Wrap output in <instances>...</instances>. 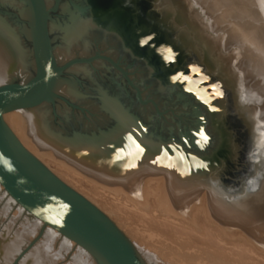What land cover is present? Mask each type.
Returning <instances> with one entry per match:
<instances>
[{"label": "bare ground", "instance_id": "1", "mask_svg": "<svg viewBox=\"0 0 264 264\" xmlns=\"http://www.w3.org/2000/svg\"><path fill=\"white\" fill-rule=\"evenodd\" d=\"M43 1L55 72L53 53L63 50L52 48L51 35H61L69 48L94 29V23L84 0ZM184 1L188 21L193 19L195 23L192 27L197 33L198 46L207 50L216 68L225 67L235 90L236 105L246 115L241 122L251 140V153L247 154L250 163L264 167V0ZM191 3L200 10V19L195 16L197 10L192 12ZM7 5L15 9L19 25L13 27L12 19L0 14V86L26 69H34V21L28 1L0 0V6ZM54 11L56 17L52 15ZM60 17L66 18L65 24H59ZM208 29L215 31L214 34ZM187 33L189 37L194 35L191 31ZM153 65L165 72L160 59ZM56 73L50 80L46 101L53 99ZM75 90V86L63 87L67 94H74ZM99 104L112 126L96 138L60 140L43 125L37 110L20 109L2 117L7 141L37 179L98 221L140 264H264V191L247 201L234 203L231 198L238 194L246 174L239 183L227 181L224 160L211 171L207 169L208 174L201 173L189 161L184 162L173 143L146 139L139 123L116 101L101 94ZM17 139L41 162L54 163L70 176L89 184L92 194L103 196L106 199L103 202L92 203L97 208L101 204L108 215L122 222V232L130 237L132 245L98 209L42 169L20 148ZM233 141L235 148L231 156L236 158L240 149L238 139L233 137ZM250 163L243 166L245 173ZM214 179L221 181V189L213 187ZM9 200L15 203L10 196ZM45 229L40 250L48 255L60 234L50 227ZM30 231L33 233L34 229ZM61 237L59 251L74 245L75 264H94L88 253ZM36 252L28 255V264L45 263ZM48 257L51 261V256Z\"/></svg>", "mask_w": 264, "mask_h": 264}, {"label": "rangeland", "instance_id": "2", "mask_svg": "<svg viewBox=\"0 0 264 264\" xmlns=\"http://www.w3.org/2000/svg\"><path fill=\"white\" fill-rule=\"evenodd\" d=\"M95 4V0H84L94 29L71 47L66 48L61 35H51L54 39L52 48L63 50L61 53H53L58 79L53 89V99L25 111L37 110L43 125L60 140L96 138L112 126V122L100 108L99 99L103 94L116 101L122 110L139 123L146 139L173 143L184 162L189 161L200 172L202 170L201 173L208 174L207 169L211 171L220 160L227 157L223 151L224 134L208 105L196 93L197 89L191 82L183 79L176 81L170 74L154 66L153 54L149 58V51L142 50L144 43L133 38L129 30H124L110 11L102 10ZM0 14L12 19L10 24L18 27L19 20L11 6H0ZM52 15L56 17L57 13L54 11ZM57 21L62 25L67 20L60 17ZM33 72L32 68L26 69L11 77L0 89L25 84L33 76ZM64 86H75V93H65ZM10 131L13 132L12 129ZM201 131L208 137L207 141L200 136ZM16 141L42 169L98 209L120 231L127 243L132 245L130 237L122 232V222L112 214L108 215L107 209L101 204L103 210L93 204L96 200L103 202V196L92 194L89 184L70 176L54 163L41 162L19 139ZM235 162L236 158L232 157V162L229 163L231 170L225 162L222 164L224 172L227 171L225 179L232 184L240 182L234 175L242 170L236 165L233 168ZM36 225L35 218L12 203L8 194L0 187V247L3 246L0 249V264H28V255L34 250L37 251L38 258L45 260L43 264H75L77 248L72 245L59 251L63 242L61 235L55 239L48 255L42 252L40 245L44 241L46 229L44 225L35 227ZM32 228L33 233L30 231ZM48 256H51V261Z\"/></svg>", "mask_w": 264, "mask_h": 264}, {"label": "water", "instance_id": "3", "mask_svg": "<svg viewBox=\"0 0 264 264\" xmlns=\"http://www.w3.org/2000/svg\"><path fill=\"white\" fill-rule=\"evenodd\" d=\"M27 1L34 21V72L25 84L0 89V186L26 213L72 241L98 264H140L98 221L37 179L21 163L7 141L2 123L3 115L43 104L47 98L50 80L55 75L52 70L44 1ZM95 1L102 10L110 11L123 29L129 30L133 38L144 43L142 50L153 54L154 63L160 59L165 72L173 78L177 77L176 81L183 79L196 87V93L208 105L224 134L223 151L227 156L224 162L228 169L235 148L232 147L233 137L234 140L238 139L240 151L237 155L235 152L237 161L233 168L235 165L242 168L236 174L240 181L246 174L243 166L251 162L247 155L251 153V140L241 122L246 115L236 105L235 90L225 67L218 65L216 68L205 52L207 50L204 51L198 46L197 33L192 27L195 23L193 19L188 21L185 1ZM191 10H197L195 16L201 18L200 10L193 3ZM208 30L212 35L215 32ZM190 31L194 34L193 37H189L187 32Z\"/></svg>", "mask_w": 264, "mask_h": 264}, {"label": "clouds", "instance_id": "4", "mask_svg": "<svg viewBox=\"0 0 264 264\" xmlns=\"http://www.w3.org/2000/svg\"><path fill=\"white\" fill-rule=\"evenodd\" d=\"M211 183L214 188L221 189L219 179H214ZM261 191H264V167L252 166L250 163L238 194L231 199L234 203H240L247 201Z\"/></svg>", "mask_w": 264, "mask_h": 264}, {"label": "snow or ice", "instance_id": "5", "mask_svg": "<svg viewBox=\"0 0 264 264\" xmlns=\"http://www.w3.org/2000/svg\"><path fill=\"white\" fill-rule=\"evenodd\" d=\"M169 51H171V49H169ZM173 79H178L177 77H174ZM200 136L202 137V139L203 140H205V141H207V139H208V137L206 136V135H204V133L201 131V133H200ZM131 138V137H130ZM136 147L139 149V151L141 152V153H143V148H140V145L139 144H137L136 145ZM155 162V161H154ZM135 165H133V167H134Z\"/></svg>", "mask_w": 264, "mask_h": 264}]
</instances>
